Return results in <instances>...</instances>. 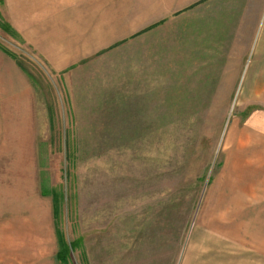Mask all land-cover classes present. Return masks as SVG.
Segmentation results:
<instances>
[{"label": "rangeland", "instance_id": "1", "mask_svg": "<svg viewBox=\"0 0 264 264\" xmlns=\"http://www.w3.org/2000/svg\"><path fill=\"white\" fill-rule=\"evenodd\" d=\"M205 81L159 89L151 110L70 118L56 78L0 27V264H177L216 228L261 242L264 78Z\"/></svg>", "mask_w": 264, "mask_h": 264}, {"label": "crops", "instance_id": "2", "mask_svg": "<svg viewBox=\"0 0 264 264\" xmlns=\"http://www.w3.org/2000/svg\"><path fill=\"white\" fill-rule=\"evenodd\" d=\"M0 19L56 78L70 118L127 100L151 110L161 88L197 93L185 88L264 78V0H0ZM30 76L42 92L48 80ZM215 230L212 245L187 249L177 264H264V233L247 247Z\"/></svg>", "mask_w": 264, "mask_h": 264}, {"label": "trees", "instance_id": "3", "mask_svg": "<svg viewBox=\"0 0 264 264\" xmlns=\"http://www.w3.org/2000/svg\"><path fill=\"white\" fill-rule=\"evenodd\" d=\"M0 27H2L4 30H7V31H9L10 32V30H9V28L7 27V25L3 22L1 25H0ZM5 53H7L9 56H12L13 57V55L12 54H10V53H8L7 51L5 52ZM17 64L25 71V69L23 68V66H22V64H20L19 62H17ZM26 72V71H25ZM27 73V72H26ZM28 74V73H27ZM30 76V75H29ZM30 78H31V76H30Z\"/></svg>", "mask_w": 264, "mask_h": 264}]
</instances>
